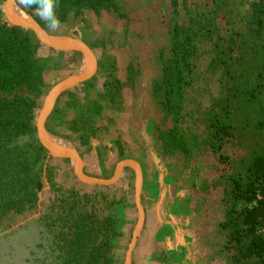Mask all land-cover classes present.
Masks as SVG:
<instances>
[{"label":"trees","instance_id":"1","mask_svg":"<svg viewBox=\"0 0 264 264\" xmlns=\"http://www.w3.org/2000/svg\"><path fill=\"white\" fill-rule=\"evenodd\" d=\"M6 1L0 0V239L8 240L22 231L32 236V231H37L40 242L35 247L40 253L29 249L25 264H119L122 255H114V248L123 247L120 241L125 234L121 229L132 221L117 205L122 203L124 210L132 206L131 191L123 190L120 184L82 190L72 181H60V170L54 161L59 159L49 157L47 147L38 137L36 118L48 90L47 74L62 67L65 54H73L72 66L81 62V54L60 53L48 48L51 53L42 55L43 45L35 33L8 21ZM212 2V8L199 12L200 20L190 25L176 22L175 28L170 30V57L165 60L163 76L156 80L160 82L152 90L153 99L159 102L160 110L171 116L173 126L168 130L160 127L158 136L164 158L184 155L186 166L196 150H201L197 136L183 128L187 123L183 111L187 93L193 92L196 81L203 78L194 63L198 57L197 42L211 43L214 51L210 68L215 72L221 70L217 75L221 86L230 82L235 86L228 88L229 95L212 103L206 140L218 160L221 163L230 161L234 169L219 179L226 180L229 185L223 197L225 210L218 224V231L224 235L221 255L228 258L229 264H264V0L252 2L245 14L243 31H229L225 36L217 28L215 17L230 0ZM55 4L60 20L55 30L48 28L35 6L24 8L45 30L56 35H66L62 32L64 29L82 26L85 41L94 49H108L113 35L110 29L99 34L92 30L91 14L99 18L106 13L114 18H128L124 0H55ZM104 55L105 59L97 62V74L86 82L85 102H80L76 93L67 91L70 98L60 123L87 148H91V140H105L110 135L115 119L107 117V124H104V112L122 111L117 97L128 85L115 75L116 56ZM102 77L106 78L104 87L97 88L96 97L92 98L89 90L95 88V81ZM137 77L138 74L131 70L129 85L133 86ZM242 99L258 100L259 109L255 120L239 129L236 122L240 118L231 113L230 107L231 101ZM69 112H73L72 116ZM50 124L47 129L52 134L72 140L54 127L50 129ZM244 132H260L263 141L257 142L249 158L232 160L222 153L223 147L229 139ZM117 145L122 155L127 144L119 141ZM66 162L71 164L68 159ZM126 171H129L127 176L131 183L134 182L135 171L131 168ZM73 177L80 182L75 175ZM178 179L175 177L176 183ZM47 186L54 199L41 210V193ZM106 192L115 194L110 205L116 206L117 214H121L119 217L105 213L106 207L99 208L109 196ZM39 212H42L39 217L13 229L20 220ZM113 214L116 213L113 211Z\"/></svg>","mask_w":264,"mask_h":264},{"label":"rangeland","instance_id":"2","mask_svg":"<svg viewBox=\"0 0 264 264\" xmlns=\"http://www.w3.org/2000/svg\"><path fill=\"white\" fill-rule=\"evenodd\" d=\"M124 1L126 3L125 10L128 17L126 20L120 19L118 17L114 18L108 13L104 14L102 18L91 14V20L93 24L92 29H96L98 32H104V29L111 30L110 32L113 35V39L111 41L113 44H109L108 48L110 50H108L109 53L106 54L116 56V58H118V69L115 70L116 77L119 76L125 81V83H128L126 87L134 90V94L139 93L141 97L147 100V103L151 109L153 108L154 110L152 122L154 130L153 132L151 131V140L149 143H141L142 146H148L150 149H144V147H141L142 151L134 152L135 154L137 153L144 155L142 158L138 159L144 166L147 180L151 179V181H153L151 184H149L151 181L147 182V190L152 193L155 192V181L152 179L153 173L150 172L152 170L155 172H161V174H170L169 178L173 183H176L175 177L177 179L179 178V182L176 183L177 190L182 191L183 193L184 191H192V193H194L189 195L183 201L188 200V203L194 205L197 210H200L199 216L201 221L198 222V227L200 228V231L202 230V236L199 237L202 240L201 245H204V247H209H206L207 251H213L216 254V257L213 261L214 264H229L228 258L221 256V254H223L221 252V242L224 240V235L218 231V224L226 206V201L223 198L224 192L229 188V185L226 180L220 181L219 179L227 174H230L234 169L231 166L230 161L221 163L218 160V158L213 154L210 144L207 143L206 140L209 138L208 133L210 128V113L212 111L210 108L212 103L217 101L219 97L229 95L228 88L235 87L234 82H230L229 84L227 83L226 85L221 86V82L217 77L221 70L215 72L210 68L214 47L208 42H205L204 44H199L200 42H197L199 45L198 57L194 63L197 65V72L199 71L202 73L203 78L200 79V81H196L194 85V91H189L186 95L188 96V100L185 104L183 113L186 115L185 117L187 123H185L183 128H188L190 135L192 134L197 136L201 150H196L195 156L189 159V166H186L187 157L184 155H172L168 158H164L165 156L163 154L162 141L158 136L159 130L160 127L161 130H168L173 126V123L171 116L168 117L164 110H160L159 102H155L153 99L152 90L153 87L156 86L155 84L160 82L156 80L163 76L164 66L166 64L165 60L170 57L168 56V46L170 44L171 37L170 30L173 27L175 28L176 22L190 25L191 23L200 20L201 17H199V12H203L210 7L212 8L214 4L212 0ZM256 1L259 0H230V3L227 7L223 8L219 13H216L215 24L217 28L220 29L221 34L225 36L229 31L235 33L243 31L246 25L245 14H247L248 8L251 6L252 2ZM18 2L20 5H23L20 0ZM16 19L18 20V18ZM81 27L80 25L75 26L77 29H81ZM62 32L65 33L68 31H65L64 29ZM70 32H73V30L71 29ZM215 38H217V36ZM116 46H124L123 49H120L121 53H114V47ZM166 48L167 50L165 51ZM40 53L44 55L50 54L51 52L47 47L43 46V48L40 50ZM96 53L99 56L102 55L101 50H97ZM52 54L56 55V52H52ZM80 70L81 62L77 65L68 66L66 68L62 66L59 70L48 73L46 76L48 85L46 96L53 84H56L58 80L65 78V74H75ZM131 70L133 73L138 74L137 80L135 83H133V86L129 85V83L132 82L129 81ZM85 85L86 82H84V87L82 89H86ZM46 96L44 97V100ZM258 105V100L250 101L248 99H242L241 101L237 102L231 101V113L234 114L235 117L239 116L240 118L239 121L236 122V124L239 126V129H242L248 121L255 120L258 115ZM125 111L126 107L119 112L124 114ZM116 112L117 111L114 110L111 112L109 111L106 116L110 118L112 115H115ZM64 114L65 106H59L58 110L54 112L52 117L55 118V122L62 123ZM103 123L107 124L105 117ZM50 129L53 130L52 123L50 124ZM57 131H61L63 134H65V129L63 128L57 129ZM259 134L260 132L255 134L251 132L238 133L236 136L226 142L222 153L230 156L232 160L249 158L251 156L250 154H252V149L258 146L257 142L263 141L262 134ZM75 137L76 135H73L72 140H75ZM133 137H135L133 133L128 136V139L130 140L129 142L136 141V139L133 140ZM115 144L111 145L112 148L116 146ZM135 145L138 146L139 142ZM152 146L153 148H151ZM112 148H110L109 145V147L105 149L104 152L109 155L110 153H113ZM99 152L101 156L104 154L102 153L103 151H101V149H99ZM54 161L57 163V166L60 170V181H75L73 177L75 174L70 163L66 162L65 164V159ZM117 163L118 162L116 160V163H113V166H116ZM114 168H110V170ZM193 175L196 177V179H193ZM194 180L196 182L195 184ZM128 182L129 181L123 180L119 187H121L123 190L126 189L131 191L130 196L131 203L133 205L129 208H126L125 210L123 209L124 206L122 203L117 206L124 212L125 215L129 214V217L134 215L133 219L135 220H132V223L130 224L128 223L123 225L121 230L125 235L124 239L120 241V244L123 247L114 248V255H122V259L120 260L119 264H125V257L131 244L133 238L132 234L135 231L138 221V209L136 208L134 186H132L131 182L130 184H128ZM76 183L77 185H81L83 187L82 190L94 189L93 186H88L83 183L80 184L78 182ZM203 188H205L206 191H203ZM41 195H44V197L42 196L43 200L40 207L41 210H43L47 204L52 202L54 199V194L50 192L49 186H47L44 188ZM119 195L120 194L118 193V198H120ZM114 197L115 194H109L108 198L99 204V208L106 207L107 212L105 213L119 217L121 214H117L118 211L116 208H114L116 206L110 205L111 201L114 200ZM113 211L116 214H113ZM41 213L42 212H39L33 216H30L29 218L20 220L13 229L20 225L26 224L29 220L39 217ZM125 219L126 218L124 216L123 220L125 221ZM203 220L205 222H203ZM200 231H198V233H200ZM39 237L40 236L38 235V232L33 230L32 236H30L28 232L22 231V233L12 235L8 240L1 238L0 264H25V258L29 257V249L35 250L36 253H40V250L35 247L36 244L40 242ZM205 262L206 260H202V262L199 260L197 264H205Z\"/></svg>","mask_w":264,"mask_h":264},{"label":"crops","instance_id":"3","mask_svg":"<svg viewBox=\"0 0 264 264\" xmlns=\"http://www.w3.org/2000/svg\"><path fill=\"white\" fill-rule=\"evenodd\" d=\"M71 29L73 30V32H70ZM67 31L68 32H66L67 33L66 35L81 37L85 41L86 36L84 35L82 29H77L75 27H72ZM94 31L97 32L98 34L100 32L103 33L102 31L98 32L96 29ZM86 43L90 46L89 44L90 42L89 43L86 42ZM112 44L113 43H111L110 45ZM123 47L124 46L114 47L115 49L114 53L117 54L121 53L120 49H123ZM97 50H101L103 55L105 53H109L108 50L110 49L109 48L106 50H104L103 48L93 49L97 60H104L105 55H103V57L102 55L99 56L96 53ZM111 53L114 54L113 52ZM73 57L74 56L72 53L65 54L62 66H64L65 68L68 66H72L71 63L73 61ZM117 62H118V58H117ZM71 75L65 74V78H68ZM117 77L122 82L125 83V81L121 77L119 76ZM104 79L106 78L102 77L100 81H95L96 83L95 88L89 90V95H91L92 98L96 97L95 93L97 91V88L101 90L104 87L103 86V84L105 83ZM83 87H84V83L75 87L72 90H69L72 91L73 93H76L77 99L82 103L87 100V92H88V90L86 91L85 89H82ZM134 92H135L134 90H131L129 87L125 86L124 89L121 91V94L117 97V102L123 109H125L126 107V111L124 114L123 113L121 114V112L117 111L116 114L114 113L115 115H112V118L115 119V124L113 128H111L110 135L105 138V141L93 139L91 140V148L90 147L87 148L81 145L77 137H75V140H71L73 145L77 147L78 151L81 154V157L83 159L84 171L90 176L109 179V177L106 176L109 175L110 173L114 175L116 166L120 161L126 159H132L138 162L142 167L144 174V181L141 190V199H142L143 207L145 209V223L137 239L136 247L133 252L132 264H197L199 260H201V262L202 260H206L205 264H214L213 261L216 257V254L213 251L211 252L207 251V248L209 247L206 246L207 247L206 248L204 247V245H201L202 240L199 238L202 236L201 235L202 230L200 231V228L198 227L199 226L198 222L201 221L199 216L200 210H197L194 205L188 203V200L183 201L189 195L194 193H192V191H188V192L184 191L183 193L182 191L177 190L176 183H173L172 180L169 178L170 174H165V173L161 174V172H155L154 170L150 172L153 173L152 179L155 181L154 182L156 186L155 192L152 193L147 190L146 187L147 182L151 181V179L147 180L145 176L146 173L144 170V166L142 162L139 160L144 155H140L137 153L135 154L134 152L142 151L141 147H144V149H148V148L150 149V147L148 146H142L141 143L142 144H144V142L149 143V141L151 140V131L153 132L154 130L153 129L154 126L152 124L154 110L153 108L151 109V107L148 105L146 99L141 97L139 93L134 94ZM69 98H70L69 95L67 94L63 95L58 100L55 109L58 108L59 106L66 107ZM55 109L49 118V121L52 123V126L55 129H60V128L65 129L64 135H68L72 137L74 134H72V132L69 129H67L66 127H62L60 123L55 122L54 120L55 118L52 117L54 112L57 111V110L55 111ZM105 112H104V116L107 121L108 118ZM70 114L72 116L73 112L71 113L69 112V115ZM132 133L135 136L133 137V140L136 139L135 141L136 143L129 142L130 140L128 139V136L131 135ZM119 141L122 144L123 143L127 144V148H125V152L122 155L117 145ZM138 142L139 145L136 146L135 144H137ZM114 144L116 146L112 148L111 145ZM109 145L110 148L113 149V153H110L108 155L104 151L109 147ZM151 148H153V146ZM99 149H101V151H103L102 153H104L102 154V156L100 155ZM116 160L118 163L116 164V166L115 165L113 166V163H116ZM65 164H66V159H65ZM110 168H114L112 169L113 171L110 170ZM128 168L131 167H127L124 170L123 175L117 184H121L123 180L129 181L128 184H130L131 181L127 176L129 174V171L128 172L126 171ZM131 169L134 170L133 168ZM112 176H110V178ZM72 182H75L73 183L75 184V186L79 188H83L81 185H77L76 181H72ZM152 182L153 181H151L149 184H151ZM132 183L134 184L132 186H134L135 200H136V171H135V180ZM42 196L44 197V195H41V201L43 200ZM136 208L138 209L137 204H136ZM133 218L134 215L129 217V220L131 221L135 220ZM138 222H139V209H138L137 224ZM203 222L205 221L203 220ZM198 231H200V233H198Z\"/></svg>","mask_w":264,"mask_h":264},{"label":"water","instance_id":"4","mask_svg":"<svg viewBox=\"0 0 264 264\" xmlns=\"http://www.w3.org/2000/svg\"><path fill=\"white\" fill-rule=\"evenodd\" d=\"M19 0L6 1V16L8 21L17 26H23L32 30L43 46L52 48L58 52H79L81 54V70L68 78L58 80L49 90L43 108L40 110L36 118L37 131L40 141L47 147L49 157L57 159H68L71 161L75 176L80 182L88 186H113L121 179L124 170L131 167L136 171V204L139 209V222L133 233V238L126 254L125 264H132L133 252L136 247L137 239L145 223V209L141 199V190L143 187L144 174L143 169L138 162L132 159L120 161L115 169L114 175L109 178H100L90 176L84 171L83 159L77 147L71 140L52 134L47 129V122L53 113L60 97L69 90L83 84L92 79L98 71V60L93 49L81 38L73 35H56L45 30L41 24L20 5ZM22 16L24 21L16 18ZM88 66L86 71L85 66ZM59 139L62 145L59 146L53 138Z\"/></svg>","mask_w":264,"mask_h":264},{"label":"clouds","instance_id":"5","mask_svg":"<svg viewBox=\"0 0 264 264\" xmlns=\"http://www.w3.org/2000/svg\"><path fill=\"white\" fill-rule=\"evenodd\" d=\"M26 8L36 7L39 17L47 22L49 29L55 30L60 26V20L56 14L55 0H20Z\"/></svg>","mask_w":264,"mask_h":264},{"label":"bare ground","instance_id":"6","mask_svg":"<svg viewBox=\"0 0 264 264\" xmlns=\"http://www.w3.org/2000/svg\"><path fill=\"white\" fill-rule=\"evenodd\" d=\"M17 18H18V17H17ZM18 19H20V21H24V18H23L22 16H20ZM74 34H75V33H74ZM85 69H86V71H87V69H88V66H87V65L85 66ZM53 140H54V142H55L56 144H58L59 146L62 145L61 141H59V139H57L56 137L53 138Z\"/></svg>","mask_w":264,"mask_h":264},{"label":"flooded vegetation","instance_id":"7","mask_svg":"<svg viewBox=\"0 0 264 264\" xmlns=\"http://www.w3.org/2000/svg\"><path fill=\"white\" fill-rule=\"evenodd\" d=\"M66 93H67V92H66ZM66 93H64L63 95H65ZM63 95H62V96H63ZM62 96H61V97H62ZM61 97H60V98H61ZM48 123L50 124L51 122L48 120L47 124H48ZM203 187H204V186H203Z\"/></svg>","mask_w":264,"mask_h":264}]
</instances>
